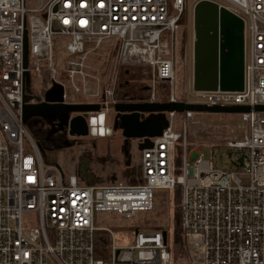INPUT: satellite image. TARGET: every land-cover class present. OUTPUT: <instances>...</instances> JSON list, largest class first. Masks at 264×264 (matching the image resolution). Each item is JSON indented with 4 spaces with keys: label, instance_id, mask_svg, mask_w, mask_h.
Returning a JSON list of instances; mask_svg holds the SVG:
<instances>
[{
    "label": "built area",
    "instance_id": "built-area-1",
    "mask_svg": "<svg viewBox=\"0 0 264 264\" xmlns=\"http://www.w3.org/2000/svg\"><path fill=\"white\" fill-rule=\"evenodd\" d=\"M202 1L244 22L243 91L193 88V50L189 35L184 39L181 32L193 29L194 47V12ZM104 44L116 65L113 78L88 62ZM61 47L67 56L58 72ZM130 67L151 71L148 96L138 101L122 100L117 92L121 72L127 76ZM26 74L30 94L41 101L59 83L64 104L100 106L87 117L89 135L78 140L109 138L119 103L249 106L251 111L167 112L169 125L151 139L152 147L141 150L143 140H131L128 177L92 185L76 170L79 157L64 164L56 160L59 152L50 150L44 161L22 119ZM162 83L170 86L166 101L159 99ZM257 106H264V0H0V264H264V111H255ZM206 116L239 117L246 132L222 144L190 148L188 137L202 135ZM214 146L236 151L232 170L204 159L202 149ZM176 186L182 189L179 258L171 228L134 227L120 245L112 228L96 226L97 213L131 219L152 212L156 191L173 192ZM98 231L110 238L108 259L95 256Z\"/></svg>",
    "mask_w": 264,
    "mask_h": 264
},
{
    "label": "water",
    "instance_id": "water-1",
    "mask_svg": "<svg viewBox=\"0 0 264 264\" xmlns=\"http://www.w3.org/2000/svg\"><path fill=\"white\" fill-rule=\"evenodd\" d=\"M194 35V90L243 91L245 83L244 22L213 2L202 1L196 6L194 12ZM27 65L28 43L25 37L24 67L26 68ZM26 75L28 80L24 87L22 105V119L25 124H28L31 118H39L49 125L51 122L52 125L57 122L58 129L54 131L51 129L48 136L63 130H66L72 138L89 135L87 117L90 113L100 110L98 104H64V88L59 83H54L46 91L44 101H41V97L30 94L29 74ZM254 110L264 111V106H257ZM184 111L241 114L250 112L251 108L182 103H119L115 106L116 119L113 129L120 130L124 138L122 152L127 159L126 169L132 166L131 140H143L139 144L141 150L152 147L151 139L162 136L169 125L166 113ZM79 176L82 180L91 177L87 164L79 168ZM91 178L88 184H93Z\"/></svg>",
    "mask_w": 264,
    "mask_h": 264
},
{
    "label": "rangeland",
    "instance_id": "rangeland-1",
    "mask_svg": "<svg viewBox=\"0 0 264 264\" xmlns=\"http://www.w3.org/2000/svg\"><path fill=\"white\" fill-rule=\"evenodd\" d=\"M191 27L189 28L186 26L185 29H183V32H181V35L186 38V35L188 36L190 48L193 50V29L192 33L190 34ZM181 40V38H179ZM87 46L89 48H93L94 45L91 43H88ZM108 51V45L104 44L102 45L99 50H97L96 54H90L88 57L89 64L94 68V70H100L103 73H108L109 78H113V75L116 71V65L112 60L110 59V55L107 52ZM67 53L64 49V47L57 48L56 51V68L58 72H61L64 67V62L66 60ZM138 69H135V71H138L140 74V79L136 80L138 82L137 84L134 82L136 78H134L133 82L131 84L132 78L134 77V74L131 73L129 75H125V72H121L120 74V83L121 89L118 90V96L119 98H123L126 96L133 97H143L146 98L148 96V92L146 91V87L149 85L150 79H151V71L146 68H140L136 67ZM193 69V64H192ZM180 74V73H179ZM178 74V75H179ZM180 79V78H178ZM129 81L132 89L130 90V84L127 87L125 84ZM181 84H179L180 88ZM34 92L37 93L35 90L36 87L33 85ZM124 88V90H122ZM168 96L170 94V86L167 89ZM134 99V98H133ZM161 98V88H160V96ZM116 116H111L110 118V126L114 127ZM205 121V130L202 133L201 136H189L188 137V144L191 147L195 146H202L207 145L213 142L217 143H224L225 140L234 138V137H241L246 132V126H244L239 119V117L236 116H206L204 117ZM52 123V122H51ZM50 125L45 122L43 119L39 118H31L28 121V124L32 127L34 131V138L37 140V142L42 147V142H44L45 139L48 138V134L50 130L52 129L57 130V125ZM28 128V127H27ZM32 132L31 128H29ZM32 134V133H31ZM56 134V133H55ZM58 136H61L58 134ZM69 144L73 145L70 148H65L61 150H51V149H45L43 147V158L45 162H48L50 159V155L48 152L51 151H58L60 159L62 162L66 163L65 161L70 160L71 156L73 157L72 160H76V158L80 155H86L91 154L90 150L93 153V158H95L94 155V148L99 153V156L101 158H107L109 163H112L113 165H116L119 167V171L121 172L126 169L125 162L127 159L125 158L122 149L124 146V138L122 136V133L120 130L113 129L112 135L107 139H101L95 141V144L92 142V140H78L72 137H69V135H66ZM44 146V145H43ZM87 148V152L83 151V149ZM82 149V151H81ZM93 149V150H92ZM82 152L79 154V152ZM73 152L74 154L72 155ZM203 157L205 160H210L214 158V162H216V166L219 169L222 170H232L234 166L232 165V162L236 159V151L231 154L229 153L227 149L222 148L221 146H214L213 148H203ZM182 154V147L180 145L176 148V158L181 159ZM231 154V155H230ZM53 155V154H51ZM132 164L133 159L131 157ZM115 166V167H116ZM127 170V169H126ZM116 175L122 176V174H113L111 179L115 177ZM118 177V178H119ZM109 177V180H111ZM156 208L152 212H142L138 213L134 218L131 219H124L121 216H119L116 213H97L96 215V226L99 228H112L115 233V239L118 242V244L122 245L124 242H128L126 240L129 235V230L134 227H139L143 230H153L156 228H171L174 230V216L177 215L179 209H180V200L177 204L176 198V191L169 192L164 189H160L156 191ZM153 223H156L157 227L154 228L152 226ZM181 249H179L180 251ZM175 249L176 257L179 258V252Z\"/></svg>",
    "mask_w": 264,
    "mask_h": 264
},
{
    "label": "trees",
    "instance_id": "trees-1",
    "mask_svg": "<svg viewBox=\"0 0 264 264\" xmlns=\"http://www.w3.org/2000/svg\"><path fill=\"white\" fill-rule=\"evenodd\" d=\"M135 69H138V68H136V67H130L129 68V74H131V73L134 74V77L132 78L131 84L134 82L137 84L138 82H136V80H139L141 78L140 74L138 73V71H135ZM134 78H136V79L133 82ZM46 80L48 81V76H46ZM131 84H130V90L133 87V86H131ZM168 87L169 86L167 83L161 84V98H162L161 101H166L168 99V91H167ZM122 90H124V88ZM133 98L131 96H126L122 100L130 101L131 99H133L135 101H138L141 99V97H133ZM26 126L28 127V129L31 128L32 132L31 131L30 132L34 136L35 134H34L32 127L29 124H26ZM57 138H58V136H55L51 140H49V136H48V138L45 139L44 142H42V144L44 145V146L42 145V150H43V147L45 149H48V150L49 149L61 150V149L70 148L73 146V145L69 144V140H68L67 136L61 141L57 140ZM95 141L96 140H92V142L94 144H95ZM93 151H94L95 158L98 159L99 156H98L97 150L94 148ZM176 161H177V165L180 166L181 165L180 157ZM175 191H176V197H175L176 199L175 200L177 201V204L179 203V200H180V205H181L182 189L180 186H176L174 193H175ZM174 218H175V221H174V242H173L174 246L173 247H174V250L176 249L179 251L181 244H182L181 206H180V209H179L177 215H175ZM152 226L154 228L157 227L156 223H153ZM94 237H95V256H96V258L108 259L109 253H110V238H109L108 234H106L105 232H102V231H98L95 233Z\"/></svg>",
    "mask_w": 264,
    "mask_h": 264
},
{
    "label": "crops",
    "instance_id": "crops-1",
    "mask_svg": "<svg viewBox=\"0 0 264 264\" xmlns=\"http://www.w3.org/2000/svg\"><path fill=\"white\" fill-rule=\"evenodd\" d=\"M89 140H96V139L91 138V139H88L87 141H89ZM99 140H101V139H99ZM81 151H82V149H81ZM83 151L87 152V148L83 149ZM80 152H79V154H80ZM90 152H91V154H89V155L86 154V155H88V156L91 155L92 157H94L91 150H90ZM69 153H72V155L74 154L73 152H69ZM86 155H84V156H86ZM84 156H81V157H84ZM98 156H99V153H98ZM78 157L81 158L80 156H78ZM79 158H78V160H79ZM72 159H73V157L71 156L70 160L65 161L66 163H64V164H68L69 162L72 161ZM56 160L58 162H60V163H63L62 160L60 159V156L59 155L56 156ZM88 162H90V161H88ZM87 165L89 167V174L92 177V178L91 177L90 178L93 179L92 180L93 181V184H104V183H107L108 181H110L109 180V177L111 179V177L113 176V174H117V173L122 174V176L120 175V177H128L129 174H130L129 169H127V170L124 169L121 172V170L119 171V167H117L116 165H113L112 163H109L107 158H101L100 156L98 157V164H96V165L91 164L90 165L88 163ZM76 170L78 171V168ZM78 173H79V171H78ZM118 176L119 175H116L115 178L118 177ZM90 178H88L85 181L88 182V183H90L89 182L90 181Z\"/></svg>",
    "mask_w": 264,
    "mask_h": 264
},
{
    "label": "flooded vegetation",
    "instance_id": "flooded-vegetation-1",
    "mask_svg": "<svg viewBox=\"0 0 264 264\" xmlns=\"http://www.w3.org/2000/svg\"><path fill=\"white\" fill-rule=\"evenodd\" d=\"M58 134H60L61 136H58ZM66 134H67L66 130L58 131L56 134L54 133L53 135L49 136V140H51L55 136H58L57 140L61 141L66 137ZM78 161H79L78 165H77L78 171H79V168L83 167L85 164H88V163L90 165L91 164H94V165L98 164V159H94L91 155L90 156L86 155L84 157H81V158H79ZM88 161H90V162H88Z\"/></svg>",
    "mask_w": 264,
    "mask_h": 264
},
{
    "label": "bare ground",
    "instance_id": "bare-ground-1",
    "mask_svg": "<svg viewBox=\"0 0 264 264\" xmlns=\"http://www.w3.org/2000/svg\"><path fill=\"white\" fill-rule=\"evenodd\" d=\"M94 132H96V131L94 130ZM100 132H101L102 134L106 133L104 129H102Z\"/></svg>",
    "mask_w": 264,
    "mask_h": 264
}]
</instances>
